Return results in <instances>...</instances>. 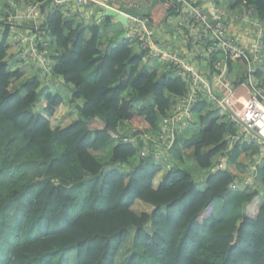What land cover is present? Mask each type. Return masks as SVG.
Listing matches in <instances>:
<instances>
[{"label":"trees","instance_id":"1","mask_svg":"<svg viewBox=\"0 0 264 264\" xmlns=\"http://www.w3.org/2000/svg\"><path fill=\"white\" fill-rule=\"evenodd\" d=\"M151 1L144 15L155 27L176 13L172 0ZM224 5L252 7L264 23V0ZM3 6L10 7L0 0V15ZM43 10L44 48L52 62L45 76L9 54L7 32L0 37V264H63L71 252L75 264H264V157L249 175L253 186L229 168L241 152L257 155V145L234 144L227 167L208 173L226 148L225 136L238 126L219 117L222 108L203 92L167 161L141 156L143 143L153 151L162 118L186 94L187 81L167 62L165 72L141 69L152 58L134 38L101 41L99 24L110 17L85 24L52 0ZM220 54L194 60L213 75ZM16 61L26 68L13 67ZM257 73L264 88V64ZM59 82L70 85L76 116L67 112L52 120L64 101ZM131 130L151 138L123 141ZM181 141L207 173L203 188L183 165ZM108 144L109 162L129 165L136 157V165L105 170L95 153ZM136 201L151 210L135 212ZM132 227L133 249L117 261Z\"/></svg>","mask_w":264,"mask_h":264},{"label":"built area","instance_id":"2","mask_svg":"<svg viewBox=\"0 0 264 264\" xmlns=\"http://www.w3.org/2000/svg\"><path fill=\"white\" fill-rule=\"evenodd\" d=\"M2 1H7L10 6H3L2 15H0V37L4 32L8 33L11 44L9 54L21 58L29 65L32 64L39 76H45V73H49L52 68L49 53L44 48L49 36L45 32L47 29L43 26L45 15L43 8L50 0ZM52 1L54 6L63 12H74L78 21L95 20V24L106 18H94L93 13L101 11V7L94 8L95 3L120 9V6L113 5L111 0L108 2L102 0ZM172 1L177 6L176 13L170 15L159 27L164 32H168L169 27L171 30H181L187 39L186 54L176 46L170 45L165 40L166 37L159 35L156 27L144 15L146 10L145 7L140 6L141 4L128 3L131 8L140 12L141 16H128L126 31L127 37L136 39L139 42L138 46L146 51L145 58L172 64L175 72L187 81V92L179 98L174 110L162 118L160 135L157 140L153 139V151L150 145L139 139H150L149 135L131 130L122 140L130 143L141 141L143 143L140 149L141 156L150 155L157 160L167 161L169 149L174 144L176 135L189 127L193 121L192 106L203 92H207L216 106L224 111V115L219 117L228 115L230 121L236 122L238 126L235 133H228L225 136L226 148L207 172L213 173L226 168L228 153L236 143H255L258 153L264 155V88L261 85V77L257 73L264 64V23L256 17L252 7L242 10L231 9L224 5V0ZM168 19L172 20L171 26L167 23ZM219 51L221 54L213 63L215 70L213 75L210 66H207L206 70L201 68L197 70L190 62V59L195 56L207 61L205 58L210 52ZM228 60L237 65H229ZM240 78L243 80L239 81ZM224 103L246 124V127L229 114ZM235 106L238 107L235 108ZM249 129L254 130L256 134ZM109 134L115 139H121L113 131H109ZM166 167L169 168V164H166ZM252 169L254 170L255 166ZM253 178V176L245 178L246 184L253 186Z\"/></svg>","mask_w":264,"mask_h":264},{"label":"rangeland","instance_id":"3","mask_svg":"<svg viewBox=\"0 0 264 264\" xmlns=\"http://www.w3.org/2000/svg\"><path fill=\"white\" fill-rule=\"evenodd\" d=\"M102 1H110V0H102ZM112 1V0H111ZM122 3L126 2H135L138 5L142 6L144 8V5L142 3H144L143 1L140 0H120ZM172 20H168L169 24H171ZM88 22V21H87ZM85 24H89L86 23ZM100 40L105 42V40H108L109 38H113L116 36H119L121 33H123L124 29L123 26L120 24L115 23V21L113 19H111L110 21L106 22V21H102L100 24ZM172 25V24H171ZM170 25V26H171ZM156 31L159 33V35L162 36L163 34V30L161 29V27H156ZM190 62L192 63V65L194 66L195 69L199 70V64L196 60H194V58L190 59ZM17 66L20 67L21 69L26 68V65H22L19 64L17 61L15 64H13V67ZM169 68V66L165 63H162L161 61H157V60H149L148 62L144 63L141 66V69H148V70H152V69H158L160 72H165L167 71ZM25 72V71H24ZM26 73V72H25ZM27 74V73H26ZM27 76V75H26ZM56 86H58L59 91L63 92V98L64 101L62 103L61 106H59L55 113L54 116L50 119L52 120H57L60 117H62V115L64 113L69 112V115H71L72 117L76 116V108L75 105L73 103H71L72 101H70L69 97H70V92H71V87L70 85H64L63 83H56ZM56 88V87H55ZM238 106H235V108ZM223 110L221 111V115L223 114ZM223 118L225 119H229L228 115H225ZM194 130L191 128L189 132H187L185 134V138L186 139H191L189 137V135H191V133H193ZM187 136V137H186ZM112 144H108L105 148H103L101 151L96 152L95 155L96 157L104 164V169L105 170H110L113 168H126L129 166H134L136 165V163L138 162V159L136 157L131 158L129 165L123 162H109L110 160V156H111V150H112ZM179 147H182V141L181 144L179 145ZM185 151V155H184V162L183 165L184 167L190 171V173L193 175L194 179L198 181V187L199 188H203L204 182H201L200 180L204 179L206 176V172H202L201 170H199L195 163L193 158L191 157V155H189V152H187L186 149H181ZM264 157V156H263ZM245 160H248V157L245 158ZM243 183V182H242ZM242 185V184H241ZM260 202H264V188H262L261 191V198L259 199ZM133 210L137 213H142V212H149L151 210V207L141 201H136L134 206H133ZM129 236L127 238V240L122 243L118 249L117 252V261H121L125 255L127 253H129L130 251H132L133 249V234H134V228H130L129 230ZM76 257H75V252H71L67 257H65V260L63 262V264H75Z\"/></svg>","mask_w":264,"mask_h":264},{"label":"crops","instance_id":"4","mask_svg":"<svg viewBox=\"0 0 264 264\" xmlns=\"http://www.w3.org/2000/svg\"><path fill=\"white\" fill-rule=\"evenodd\" d=\"M140 1L144 2L142 4L144 5L145 10L150 7V4L152 2L151 0H140ZM111 2H112L113 5L120 6V7L121 6H125V5L129 6L128 3H126V2L122 3L120 0H112ZM93 14L95 16L96 12H94ZM168 20H171V19H168ZM94 21L95 20H93V22ZM90 22L91 21H88L89 24H91ZM167 23H168L169 26L171 25V24H169V22H167ZM123 29H124V27H123ZM87 34H89V33H87ZM161 37H166L165 40L170 45L176 46L178 49L181 50L182 53L186 54L185 45H186L187 39H186L184 33L181 30H179V29L171 30V28L169 27L168 32H163ZM241 37L243 38V36H241ZM214 89L217 90L215 87H214ZM263 156L264 155H260V153H257V155H252V157H251L250 154L248 155V154H246L244 152H241L239 157H238L237 165H236V163L235 164H231L229 166V168L236 175L237 178H240V179L247 178L250 175V173L252 171H254L252 169V167L255 166L256 164H259V162L261 161ZM246 157H248V160H245ZM249 164H251V165H249ZM258 182H259V180H258Z\"/></svg>","mask_w":264,"mask_h":264},{"label":"water","instance_id":"5","mask_svg":"<svg viewBox=\"0 0 264 264\" xmlns=\"http://www.w3.org/2000/svg\"><path fill=\"white\" fill-rule=\"evenodd\" d=\"M101 7L100 12H96L95 19H99L101 17H112L115 19V22L117 24L122 25L125 30L123 33H121L118 38H124L127 37V31L126 28L128 26L129 18L128 16H141V13L136 11L135 9L131 8L130 6H121L120 9L113 8L111 6H103L99 3L94 4V8ZM47 29V27H45ZM209 73H211V70L209 68ZM224 106L226 110L229 112V114L240 124L244 125L246 127V124L241 121L240 118H238L234 112L224 103ZM214 121V120H212ZM253 134H256L254 130L249 129Z\"/></svg>","mask_w":264,"mask_h":264}]
</instances>
